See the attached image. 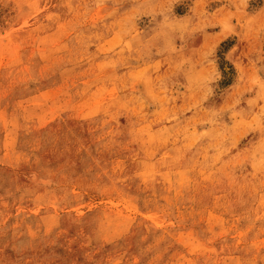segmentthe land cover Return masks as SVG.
<instances>
[{
  "label": "rangeland",
  "instance_id": "1",
  "mask_svg": "<svg viewBox=\"0 0 264 264\" xmlns=\"http://www.w3.org/2000/svg\"><path fill=\"white\" fill-rule=\"evenodd\" d=\"M0 264H264V0H0Z\"/></svg>",
  "mask_w": 264,
  "mask_h": 264
},
{
  "label": "bare ground",
  "instance_id": "2",
  "mask_svg": "<svg viewBox=\"0 0 264 264\" xmlns=\"http://www.w3.org/2000/svg\"><path fill=\"white\" fill-rule=\"evenodd\" d=\"M226 64H228V63H226ZM226 64L224 65V66H225L224 69L228 72L229 69H228V67H227L228 65H226ZM229 73H230V72H229Z\"/></svg>",
  "mask_w": 264,
  "mask_h": 264
}]
</instances>
